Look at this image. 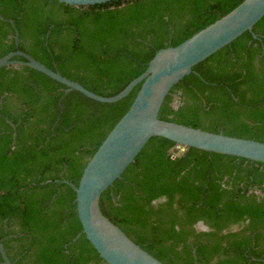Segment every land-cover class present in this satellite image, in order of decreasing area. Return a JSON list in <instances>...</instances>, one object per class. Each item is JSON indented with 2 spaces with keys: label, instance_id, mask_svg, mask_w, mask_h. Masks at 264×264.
<instances>
[{
  "label": "trees",
  "instance_id": "obj_1",
  "mask_svg": "<svg viewBox=\"0 0 264 264\" xmlns=\"http://www.w3.org/2000/svg\"><path fill=\"white\" fill-rule=\"evenodd\" d=\"M243 1L75 7L0 0V59L21 50L111 97L142 75L157 51L180 45ZM140 87L103 104L66 93L29 67L0 68V241L13 263L106 264L82 233L76 194L63 181L78 186ZM159 117L264 142V18L194 67ZM177 147L152 138L102 195L103 214L164 264H264V163L194 148L174 153Z\"/></svg>",
  "mask_w": 264,
  "mask_h": 264
},
{
  "label": "water",
  "instance_id": "obj_2",
  "mask_svg": "<svg viewBox=\"0 0 264 264\" xmlns=\"http://www.w3.org/2000/svg\"><path fill=\"white\" fill-rule=\"evenodd\" d=\"M58 1L69 6L87 7L114 0ZM263 18L264 0H244L231 12L180 45L157 51L145 72L111 97L90 91L21 50L0 59V68L14 65L29 67L66 86V93L76 91L103 104L121 101L141 84L129 110L89 160L78 186L63 181L76 194V211L82 233L106 264H164L131 240L103 214L100 206L102 195L121 178L152 138L160 137L174 142L178 146L174 153L182 148H194L264 163V142L213 133L165 121L159 117L160 110L174 86L190 75L198 64L232 44L244 33L253 32L255 25ZM16 57L23 60H15ZM199 226L208 231L203 223H199ZM0 255L1 264H15L9 259L1 241Z\"/></svg>",
  "mask_w": 264,
  "mask_h": 264
},
{
  "label": "flooded vegetation",
  "instance_id": "obj_3",
  "mask_svg": "<svg viewBox=\"0 0 264 264\" xmlns=\"http://www.w3.org/2000/svg\"><path fill=\"white\" fill-rule=\"evenodd\" d=\"M197 229L198 230H201V231H205V230L201 229V227L199 226V224L197 225Z\"/></svg>",
  "mask_w": 264,
  "mask_h": 264
},
{
  "label": "rangeland",
  "instance_id": "obj_4",
  "mask_svg": "<svg viewBox=\"0 0 264 264\" xmlns=\"http://www.w3.org/2000/svg\"><path fill=\"white\" fill-rule=\"evenodd\" d=\"M175 103L177 104V101Z\"/></svg>",
  "mask_w": 264,
  "mask_h": 264
}]
</instances>
